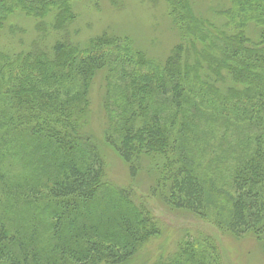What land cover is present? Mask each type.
Instances as JSON below:
<instances>
[{"label":"trees","instance_id":"1","mask_svg":"<svg viewBox=\"0 0 264 264\" xmlns=\"http://www.w3.org/2000/svg\"><path fill=\"white\" fill-rule=\"evenodd\" d=\"M149 1L177 39L162 61L129 36L75 40L73 2L101 0H0V264H146L153 198L264 250V0ZM98 75L103 142L146 198L107 180ZM219 245L199 232L151 264H221Z\"/></svg>","mask_w":264,"mask_h":264},{"label":"rangeland","instance_id":"2","mask_svg":"<svg viewBox=\"0 0 264 264\" xmlns=\"http://www.w3.org/2000/svg\"><path fill=\"white\" fill-rule=\"evenodd\" d=\"M122 1L124 2L123 7L115 9L110 6L108 0H101L100 9L93 8L94 12L89 10L90 5L85 2H73L78 18L71 30L72 37L79 42H84L81 44L84 46L90 38L104 31L112 35L129 36L137 50L143 51L150 58L164 60L177 39L173 40L175 37L169 31L164 19L160 18L162 8H156L159 3H152L149 0ZM21 24L31 28L26 23ZM34 35L32 33L25 37L26 41L29 42ZM104 93L102 75H98L90 94L89 131L93 134V140L96 141L97 147L104 156L108 173L107 180L119 187L134 188L138 197L146 198L148 180L143 177L136 182L131 181L124 162L103 142L106 127L103 111ZM150 204L152 213L162 227L160 238L153 240L147 248L151 256L146 264H151L162 250L171 253L176 249L181 238L196 237L199 232L209 233L217 238L220 243L221 264H264L262 245L253 237L248 236L243 239L225 237L213 226L187 213L172 211L154 198L150 199Z\"/></svg>","mask_w":264,"mask_h":264}]
</instances>
